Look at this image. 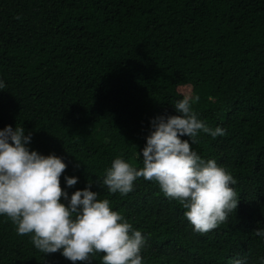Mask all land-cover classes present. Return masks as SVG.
<instances>
[{"label": "trees", "instance_id": "obj_1", "mask_svg": "<svg viewBox=\"0 0 264 264\" xmlns=\"http://www.w3.org/2000/svg\"><path fill=\"white\" fill-rule=\"evenodd\" d=\"M0 79V129L23 126L30 150L62 157V189L65 175L79 178L69 196L92 181L146 237L144 264H260L264 0H0ZM179 85L199 96L201 120L226 129L200 131L191 147L237 180V208L205 233L155 181L139 177L126 195L100 183L117 156L143 167L150 121L176 114ZM30 237L0 215V264H72Z\"/></svg>", "mask_w": 264, "mask_h": 264}, {"label": "clouds", "instance_id": "obj_2", "mask_svg": "<svg viewBox=\"0 0 264 264\" xmlns=\"http://www.w3.org/2000/svg\"><path fill=\"white\" fill-rule=\"evenodd\" d=\"M5 87L0 79V90ZM185 87L179 85L178 90ZM181 94L183 98L173 105L175 115H159L150 121L151 130L141 149L143 167L117 156L100 183L109 193L126 195L139 177L155 181L166 197L186 209L184 215L194 231L205 233L237 208L233 187L237 180L215 159L205 161L191 147L200 131L216 138L224 136L226 129L209 127L199 118L192 107L199 96ZM30 141L31 133L26 135L23 126L0 129V215L12 221L17 234H31L36 249L45 254L60 251L72 264H92L98 253L102 264H144L141 250L146 237L141 231L113 210L107 198L98 199L99 192L90 190L92 181L69 196L67 188L79 178L65 175L62 189L60 177L67 167L63 158L30 150ZM254 233L264 237V228ZM259 259L264 264V257ZM232 264L246 262L237 258Z\"/></svg>", "mask_w": 264, "mask_h": 264}, {"label": "rangeland", "instance_id": "obj_3", "mask_svg": "<svg viewBox=\"0 0 264 264\" xmlns=\"http://www.w3.org/2000/svg\"><path fill=\"white\" fill-rule=\"evenodd\" d=\"M176 91H177V93H178L179 95H182V94H181V91L186 92V93H189V94L192 95V87L189 86V85H186V87H185L183 90H178V88H177Z\"/></svg>", "mask_w": 264, "mask_h": 264}]
</instances>
